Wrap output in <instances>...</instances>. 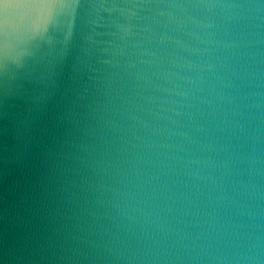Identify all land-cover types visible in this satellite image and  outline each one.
Here are the masks:
<instances>
[{"label": "water", "instance_id": "obj_1", "mask_svg": "<svg viewBox=\"0 0 264 264\" xmlns=\"http://www.w3.org/2000/svg\"><path fill=\"white\" fill-rule=\"evenodd\" d=\"M72 2L3 6L0 264H264V0Z\"/></svg>", "mask_w": 264, "mask_h": 264}, {"label": "snow or ice", "instance_id": "obj_2", "mask_svg": "<svg viewBox=\"0 0 264 264\" xmlns=\"http://www.w3.org/2000/svg\"><path fill=\"white\" fill-rule=\"evenodd\" d=\"M9 3L18 6L21 9L36 8L43 6L49 8L47 19L45 20L44 27L47 25L48 19L52 14V9L55 7H60L62 9L73 7L75 4L72 0H0V59L3 58L8 49V35L11 27L15 23L8 15L5 7ZM20 23L25 27L31 26V17L25 18Z\"/></svg>", "mask_w": 264, "mask_h": 264}]
</instances>
